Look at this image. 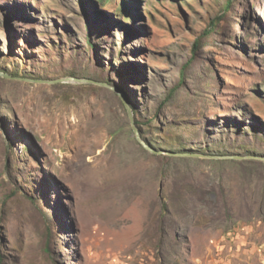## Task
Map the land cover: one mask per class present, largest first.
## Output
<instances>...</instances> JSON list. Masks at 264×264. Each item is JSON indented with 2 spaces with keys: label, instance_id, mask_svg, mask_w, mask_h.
<instances>
[{
  "label": "rangeland",
  "instance_id": "1",
  "mask_svg": "<svg viewBox=\"0 0 264 264\" xmlns=\"http://www.w3.org/2000/svg\"><path fill=\"white\" fill-rule=\"evenodd\" d=\"M225 1L0 0V264H264V0L206 36Z\"/></svg>",
  "mask_w": 264,
  "mask_h": 264
},
{
  "label": "water",
  "instance_id": "2",
  "mask_svg": "<svg viewBox=\"0 0 264 264\" xmlns=\"http://www.w3.org/2000/svg\"><path fill=\"white\" fill-rule=\"evenodd\" d=\"M0 75L2 77H6V78H16V77H13L7 73H4L2 71H0ZM65 79H58L56 81H64ZM56 81H53V82H56ZM66 81H76V82H88V83H95V84H98V85H102V86H107L109 87L110 89H112L115 94L117 95V97L120 99V101H122V103L124 104L126 110H127V113H128V117L130 119V124H131V128L136 136V139L137 141L146 149L148 150L150 153H153V154H161V153H166L168 155H174V156H182V155H185V156H196V154H193V153H179V152H171V151H164V150H161V149H156L154 148L152 145H150L149 143H147V141H145L144 139L141 138L140 134H139V131H138V128L136 126V123H135V118H134V114H133V109H132V106L128 100V97L120 90L118 89L117 87L115 86H111L109 85L108 83H105V82H96V81H93L91 79H86V78H74V77H67L66 78ZM52 83V82H51ZM199 156V155H197Z\"/></svg>",
  "mask_w": 264,
  "mask_h": 264
},
{
  "label": "trees",
  "instance_id": "3",
  "mask_svg": "<svg viewBox=\"0 0 264 264\" xmlns=\"http://www.w3.org/2000/svg\"><path fill=\"white\" fill-rule=\"evenodd\" d=\"M106 0H100L101 4H104ZM232 3H233V0H226L225 1V4L223 5V8H222V11L220 12L219 15H217L214 19H212L208 25L209 27L205 30L206 32V36H211L213 31L216 29V26L217 24L219 23V21L221 19H223L225 17V15L228 13L229 11V8L232 6ZM125 8V7H124ZM124 12H126V9H124ZM200 42V39L198 41H196V46L198 45V43ZM131 106H132V109L134 111V115H135V107H134V104L133 102L128 98ZM135 123L137 124L138 122L135 121ZM147 141V140H146ZM148 142V141H147ZM149 143V142H148ZM150 144V143H149ZM151 145V144H150Z\"/></svg>",
  "mask_w": 264,
  "mask_h": 264
}]
</instances>
